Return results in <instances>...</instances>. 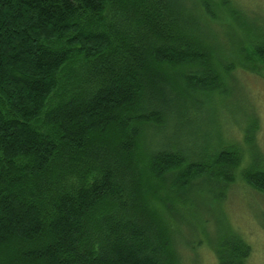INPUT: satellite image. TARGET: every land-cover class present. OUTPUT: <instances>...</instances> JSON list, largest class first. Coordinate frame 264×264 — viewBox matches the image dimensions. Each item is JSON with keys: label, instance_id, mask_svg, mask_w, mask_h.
Returning <instances> with one entry per match:
<instances>
[{"label": "trees", "instance_id": "16d2710c", "mask_svg": "<svg viewBox=\"0 0 264 264\" xmlns=\"http://www.w3.org/2000/svg\"><path fill=\"white\" fill-rule=\"evenodd\" d=\"M220 2L227 24L213 0H0V264H181L179 213L163 206L227 198L243 160L199 147L193 117L238 70L264 68V37L236 49L246 14ZM251 155L242 178L264 194ZM231 231L210 245L244 264L251 247Z\"/></svg>", "mask_w": 264, "mask_h": 264}, {"label": "rangeland", "instance_id": "374dc122", "mask_svg": "<svg viewBox=\"0 0 264 264\" xmlns=\"http://www.w3.org/2000/svg\"><path fill=\"white\" fill-rule=\"evenodd\" d=\"M232 2L238 11L246 14L249 25L236 29L228 42L238 49L239 43L247 38L246 34L252 39L263 38L264 0ZM212 7L218 18L221 19L222 16L223 22L229 21L228 9L220 0H213ZM230 30L224 28V32L218 36L219 39L224 40L229 36ZM250 43L251 41L247 42L246 46H250ZM233 78L235 88L229 96L222 99L216 97L212 103L206 102L202 105L200 112L193 117V124L198 127L190 128L198 137L199 142H196L199 147L206 144H220L226 148L235 145L243 152L242 163L237 169L227 198H217L205 188L198 191L199 193L185 196L186 204L183 206L177 199L169 201L167 208L163 206L165 212H173L175 209L179 213L178 216H172L171 220L179 225L181 230L178 234L181 264H221L210 244L218 235L220 237V234L232 228L230 233H237L251 247L244 264H264V194L248 185L241 174L252 165L254 156L251 154L254 151L260 148L264 154V68L259 66L249 71L238 70ZM254 121L256 130L248 131V125ZM248 134L254 135L250 143ZM174 136L170 131H166L158 135V139L163 142L167 137L170 141ZM256 158L261 160L260 155ZM263 163L259 161L258 166L263 167ZM145 199L157 221L160 220L164 224L169 222L167 214L163 216L151 198L149 201V197L145 196Z\"/></svg>", "mask_w": 264, "mask_h": 264}]
</instances>
